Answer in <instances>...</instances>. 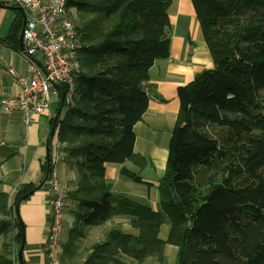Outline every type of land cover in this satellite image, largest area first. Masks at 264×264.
<instances>
[{"label": "trees", "instance_id": "trees-1", "mask_svg": "<svg viewBox=\"0 0 264 264\" xmlns=\"http://www.w3.org/2000/svg\"><path fill=\"white\" fill-rule=\"evenodd\" d=\"M172 2H67L76 11L72 18L84 44L74 105L62 102L61 95L49 122L52 129L60 111L56 135L48 139L49 148L55 137L66 145V160L80 177L68 195L75 222L66 249L84 238L87 228L126 216L139 235L109 230L84 264H126L121 255L137 264L150 257L163 261L167 245L177 248L175 264H264V0H192L214 66L178 88L180 109L165 172L156 184L161 209L112 198L107 164L148 166L134 153V128L148 109L149 70L170 55ZM22 27L23 22L15 25L8 38L15 49ZM41 169L40 186L23 187L9 210L0 193L5 213L0 236L17 229L0 251V264H13L23 244L19 204L45 186L53 170L50 153ZM122 172L152 185L138 173ZM166 222L169 234L162 240Z\"/></svg>", "mask_w": 264, "mask_h": 264}, {"label": "crops", "instance_id": "crops-1", "mask_svg": "<svg viewBox=\"0 0 264 264\" xmlns=\"http://www.w3.org/2000/svg\"><path fill=\"white\" fill-rule=\"evenodd\" d=\"M70 12L75 15L76 11L70 9ZM24 18V12L0 4V100L18 97L23 86L17 77L30 79L36 68L35 64L23 56L20 48H14L13 40L8 39L14 34V26L20 22L24 23ZM169 22L170 55L167 59L157 61L149 70V79L144 83L149 93L148 109L134 128V153L145 157L150 168L161 167L162 173L156 179H149L143 176V169L131 161L106 165V178L112 183L111 193L114 201L127 199L155 212L161 209L156 184L165 172L169 141L180 109L178 88L193 82L198 75L214 66L201 34L192 0H173L169 7ZM21 31L22 29L18 33L19 36ZM35 61L36 65L42 63L40 56ZM10 71H14L16 77ZM56 104L52 105L51 113L35 117L29 126L25 125L21 111L6 115L0 109V193L7 196V208L9 205L13 206L15 195L23 187L40 186L44 178L41 167L48 159L49 153L52 157L60 155V161L54 165L60 181L67 183L71 192L78 188V168L73 162L66 160V145L55 140L50 148L48 145L51 135L49 122L54 116ZM153 141L150 148V142ZM125 169L140 174L144 181L152 185L134 182L123 174ZM68 195L66 201L69 208L65 209L59 252V259L63 264H84L92 252L91 247L104 241L106 233L113 228H120L125 234L139 235V231L132 227L129 217L116 216L102 225L87 228L86 236L66 249L69 232L75 222L71 214L74 204L68 200ZM52 198L46 181L45 186L38 188L27 200L19 204L25 232L24 264H48L46 243L52 222ZM4 217L5 213L0 209V219ZM11 218L15 219V216L12 215ZM169 229L167 222L163 224L160 239H167ZM16 233L17 229L13 228L7 235L0 236V251L7 239L13 240ZM18 253L15 252V255L18 256ZM176 254L177 248L167 245L163 261L158 257H150L144 264H175ZM120 260L126 264H137L125 255H121ZM13 264L20 263L16 260Z\"/></svg>", "mask_w": 264, "mask_h": 264}, {"label": "built area", "instance_id": "built-area-1", "mask_svg": "<svg viewBox=\"0 0 264 264\" xmlns=\"http://www.w3.org/2000/svg\"><path fill=\"white\" fill-rule=\"evenodd\" d=\"M68 0H0L1 4L15 6L25 14L23 31L24 57L35 64L32 77H17L23 86L16 98L0 100L3 114L21 111L24 123L29 126L33 119L52 111V105L64 98L68 106H73L77 62L83 48V38L73 21V14L67 7ZM40 56L41 65H36ZM15 77L14 71H10ZM53 195L51 202L52 222L46 243L48 264H63L59 259L64 212L67 206L65 190L58 184L55 174L49 181ZM13 258L16 260V255Z\"/></svg>", "mask_w": 264, "mask_h": 264}, {"label": "rangeland", "instance_id": "rangeland-1", "mask_svg": "<svg viewBox=\"0 0 264 264\" xmlns=\"http://www.w3.org/2000/svg\"><path fill=\"white\" fill-rule=\"evenodd\" d=\"M59 101H60V99L58 100V102H59ZM55 103H57V102H55ZM51 132H52V129H51ZM55 133H56V129H55L54 134H55ZM54 134H53V135H54ZM55 135H56V134H55ZM54 140H55L57 143H60V142L58 141L57 137H55ZM54 140H53V141H54ZM152 143H154V141H153V142H150V145H149L150 148H151V146L153 145ZM51 149H52V147H51ZM56 149H57V148H56ZM58 152H59V151H58ZM51 161H52V163H53V170H52V172H51V174H50V176H49V178H48V180H47V182H48V186H49L50 178L52 177L53 174H55L59 186L65 190V195L70 194L71 191L68 190V189H69V185H67V183H64V182H61V181H60V179L58 178V174H57V172H56V170H55V167H54V165L57 164V163L60 161V155L57 154L55 157H52V155H51ZM157 168H158V169H156V168H150V166L145 167V168L142 170V174H143V176H145L146 178H149V179H156V178L159 177V176L161 175V173H162V169H161V167H158V166H157ZM159 168H160V170H159ZM49 188H50V186H49ZM50 190H51V188H50ZM10 203H13V202L10 201ZM66 208H69V207L67 206ZM66 208H65V209H66ZM64 213H65V212H64ZM9 214H10V215H8V217H9V219H11V216H12L13 214H11V213H9ZM13 216H14V215H13ZM64 217H65V214H64ZM164 250H165V249H164ZM13 259H14V258H13Z\"/></svg>", "mask_w": 264, "mask_h": 264}, {"label": "water", "instance_id": "water-1", "mask_svg": "<svg viewBox=\"0 0 264 264\" xmlns=\"http://www.w3.org/2000/svg\"><path fill=\"white\" fill-rule=\"evenodd\" d=\"M18 10L22 11V9L20 8H17ZM25 18H24V23H23V27H22V31L20 33V36H19V43H20V51L22 52L23 51V31H24V27H25ZM64 98H62V102H64ZM59 114H60V111L57 112L56 116H55V121H54V125H53V128H52V132H51V135L54 134L55 132V129H56V126H57V123H58V119H59ZM21 231H22V234H23V244L21 245L20 247V250H19V253L17 254V259L19 261L20 264H24L23 262V246H24V225L21 223Z\"/></svg>", "mask_w": 264, "mask_h": 264}, {"label": "flooded vegetation", "instance_id": "flooded-vegetation-1", "mask_svg": "<svg viewBox=\"0 0 264 264\" xmlns=\"http://www.w3.org/2000/svg\"><path fill=\"white\" fill-rule=\"evenodd\" d=\"M13 255H14V254H13ZM16 260H17V256H16ZM16 260H15V259H13V261H14V262H16ZM17 262H18V260H17Z\"/></svg>", "mask_w": 264, "mask_h": 264}]
</instances>
